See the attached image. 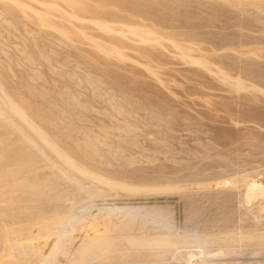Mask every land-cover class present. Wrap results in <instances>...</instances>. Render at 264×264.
I'll list each match as a JSON object with an SVG mask.
<instances>
[{
	"label": "rangeland",
	"instance_id": "1",
	"mask_svg": "<svg viewBox=\"0 0 264 264\" xmlns=\"http://www.w3.org/2000/svg\"><path fill=\"white\" fill-rule=\"evenodd\" d=\"M234 260L264 264V0H0V264Z\"/></svg>",
	"mask_w": 264,
	"mask_h": 264
},
{
	"label": "built area",
	"instance_id": "2",
	"mask_svg": "<svg viewBox=\"0 0 264 264\" xmlns=\"http://www.w3.org/2000/svg\"><path fill=\"white\" fill-rule=\"evenodd\" d=\"M232 264H248V263H245V262H242L241 260H234L231 262ZM250 264V263H249Z\"/></svg>",
	"mask_w": 264,
	"mask_h": 264
},
{
	"label": "bare ground",
	"instance_id": "3",
	"mask_svg": "<svg viewBox=\"0 0 264 264\" xmlns=\"http://www.w3.org/2000/svg\"><path fill=\"white\" fill-rule=\"evenodd\" d=\"M86 227V226H85Z\"/></svg>",
	"mask_w": 264,
	"mask_h": 264
}]
</instances>
